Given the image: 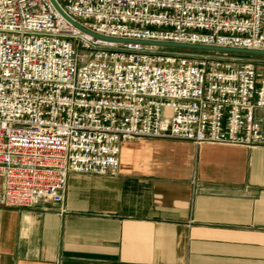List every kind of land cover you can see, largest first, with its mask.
Returning <instances> with one entry per match:
<instances>
[{"label": "built area", "instance_id": "built-area-1", "mask_svg": "<svg viewBox=\"0 0 264 264\" xmlns=\"http://www.w3.org/2000/svg\"><path fill=\"white\" fill-rule=\"evenodd\" d=\"M54 1L108 38L264 50V0ZM164 49L95 38L50 0H0V206L114 176L123 141L264 147V56Z\"/></svg>", "mask_w": 264, "mask_h": 264}, {"label": "crops", "instance_id": "crops-1", "mask_svg": "<svg viewBox=\"0 0 264 264\" xmlns=\"http://www.w3.org/2000/svg\"><path fill=\"white\" fill-rule=\"evenodd\" d=\"M0 264H264V147L123 141L114 176L0 206Z\"/></svg>", "mask_w": 264, "mask_h": 264}, {"label": "water", "instance_id": "water-1", "mask_svg": "<svg viewBox=\"0 0 264 264\" xmlns=\"http://www.w3.org/2000/svg\"><path fill=\"white\" fill-rule=\"evenodd\" d=\"M56 11L65 18L72 25L80 29L82 32L92 35L95 38L108 40V41H116V42H133L140 43L143 45H150L161 48L168 49H181L188 51H204V52H217V53H228V54H239V55H251V56H264V50H250V49H238V48H228V47H220V46H207V45H196V44H187V43H173V42H154V41H134V40H121V39H113L104 37L91 31L83 28L79 24L73 22L70 18H68L64 12L59 8L54 0H50Z\"/></svg>", "mask_w": 264, "mask_h": 264}, {"label": "rangeland", "instance_id": "rangeland-1", "mask_svg": "<svg viewBox=\"0 0 264 264\" xmlns=\"http://www.w3.org/2000/svg\"><path fill=\"white\" fill-rule=\"evenodd\" d=\"M165 51L169 52H176L180 53L181 55L192 59V60H198L201 57H205L207 55H210V52H204V51H188V50H181V49H164ZM232 57H236L240 59V62H247L252 60H262L263 58L257 57V56H251V55H239V54H229Z\"/></svg>", "mask_w": 264, "mask_h": 264}]
</instances>
